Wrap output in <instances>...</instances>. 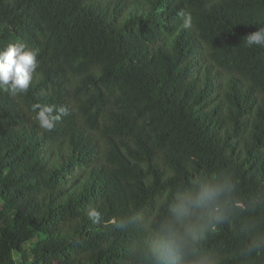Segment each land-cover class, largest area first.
<instances>
[{"label":"trees","instance_id":"obj_1","mask_svg":"<svg viewBox=\"0 0 264 264\" xmlns=\"http://www.w3.org/2000/svg\"><path fill=\"white\" fill-rule=\"evenodd\" d=\"M259 27L264 0H0V49L38 52L0 91V264H264ZM36 105L68 114L44 131ZM204 184L222 218H177Z\"/></svg>","mask_w":264,"mask_h":264},{"label":"clouds","instance_id":"obj_2","mask_svg":"<svg viewBox=\"0 0 264 264\" xmlns=\"http://www.w3.org/2000/svg\"><path fill=\"white\" fill-rule=\"evenodd\" d=\"M178 15L185 27H191L190 14L181 11ZM247 45L264 47V27H259L257 31L247 35ZM37 55V51L26 50L24 44H8L0 49V91L13 96L27 92L33 73L37 69ZM35 109H39L35 117L36 122L44 131H51L55 123L68 114V110L63 106L36 105ZM224 191L223 185L204 184L195 196L189 194L182 197L174 209V214L179 219H185L192 215L194 208H204L210 209L217 220L221 219L222 211L217 206V201ZM88 216L93 223L101 219L100 212L95 209L90 210ZM190 230L194 231V226H190ZM159 247L164 253L179 256L184 248L183 237L173 228H165L159 240Z\"/></svg>","mask_w":264,"mask_h":264},{"label":"rangeland","instance_id":"obj_3","mask_svg":"<svg viewBox=\"0 0 264 264\" xmlns=\"http://www.w3.org/2000/svg\"><path fill=\"white\" fill-rule=\"evenodd\" d=\"M19 264H23V263L19 262Z\"/></svg>","mask_w":264,"mask_h":264}]
</instances>
